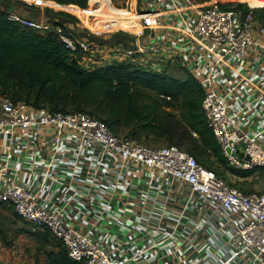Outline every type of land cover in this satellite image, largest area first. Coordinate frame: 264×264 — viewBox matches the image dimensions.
Listing matches in <instances>:
<instances>
[{"label":"built area","instance_id":"1","mask_svg":"<svg viewBox=\"0 0 264 264\" xmlns=\"http://www.w3.org/2000/svg\"><path fill=\"white\" fill-rule=\"evenodd\" d=\"M110 1L94 5L101 11ZM136 1L149 34L123 53L156 72L178 66L194 77L224 158L264 169V25L253 7ZM79 10L92 34L108 37L107 14ZM60 38L82 62L87 53L104 56L88 38ZM0 203L49 230L78 264H264V191L244 192L181 147L116 134L88 112L0 95Z\"/></svg>","mask_w":264,"mask_h":264},{"label":"trees","instance_id":"2","mask_svg":"<svg viewBox=\"0 0 264 264\" xmlns=\"http://www.w3.org/2000/svg\"><path fill=\"white\" fill-rule=\"evenodd\" d=\"M27 1L48 4L79 15L81 11L76 5L86 8L89 2ZM246 1L252 7H264V0ZM94 3L90 0L91 5ZM260 12L263 20L264 8ZM82 57L80 50L69 48L56 33L41 34L35 28L12 19L7 11L0 10L1 96L53 111L71 112L67 108H73L74 112H88L97 118L101 113L108 117V122L100 119L116 134H119L116 127L133 128V133L126 136L134 139L142 134L145 137H168L171 143L182 142L184 137L179 135V131L189 136L193 130L206 145L212 139L215 141L206 123V127L200 121L191 126L181 125L173 111L172 101L190 89L195 93L192 101L194 112L202 110L204 93L200 83L191 75L185 83H178L167 70L156 72L140 62L139 65L132 64L133 61L88 71L81 65ZM201 116L204 117L203 111ZM218 149L222 154L219 146ZM49 264L78 263L67 252H60L51 255Z\"/></svg>","mask_w":264,"mask_h":264},{"label":"rangeland","instance_id":"3","mask_svg":"<svg viewBox=\"0 0 264 264\" xmlns=\"http://www.w3.org/2000/svg\"><path fill=\"white\" fill-rule=\"evenodd\" d=\"M194 1L204 3L206 0ZM76 6L78 9L81 8L78 5ZM224 6L227 8H240L243 11L250 8V4L246 0H225ZM262 8L264 7H253L256 20L264 25V18L262 20V12H260ZM86 9H89L90 13L107 14V19L111 20L112 23L103 26V30L108 37L92 34L86 26H91L93 31L96 30V27L89 24L88 14L79 15L78 13L57 9L48 4H36L27 0H0V10L7 11L15 19L32 20L37 25L33 28L41 34L56 33L59 37L70 39L73 43L88 38L91 43L103 48L104 56H95L91 53L85 55L86 60L81 63L85 70L89 71L99 67L107 68L118 63L130 64L131 61H133L132 64L139 65V60L135 59L140 56L126 54L123 51L137 49L139 45L144 43L149 34L145 31L142 33L141 30V18L137 13L140 12V4L136 0H111L110 4L99 11L98 5H91L89 0ZM130 9L131 12H129ZM76 14L83 17V25L76 18ZM118 16L122 19V26L125 22L124 27L119 26ZM167 70L169 74L175 77L183 74L182 78H184V75H186L185 80L179 78L176 80L171 75L178 83H185L189 77L178 66L168 67ZM3 97L5 96L3 95ZM194 97L195 93L191 89L184 91L178 99L172 101L175 106L173 111L176 113L175 115L181 125L191 126L200 121L206 127L205 118L201 116L202 110L197 111V113L194 112L192 104ZM67 109L74 112L73 108ZM195 113L199 117H196ZM97 115L108 122L106 115L101 113ZM115 130L121 135H131L133 133V128L116 127ZM192 132L189 137L187 134H183V131H179V135L184 137L182 142L171 143L168 137H145L142 134L137 137V140L152 146H179L215 170L217 175L224 178L227 183L236 186L240 190L244 192L264 191L263 168L244 170L230 164L222 156L213 139L209 145H206L204 139H201L195 131L192 130ZM60 252L66 253V249L59 240L52 236L49 230L34 228L30 223L17 216L11 205L0 203V264H49L51 255Z\"/></svg>","mask_w":264,"mask_h":264},{"label":"crops","instance_id":"4","mask_svg":"<svg viewBox=\"0 0 264 264\" xmlns=\"http://www.w3.org/2000/svg\"><path fill=\"white\" fill-rule=\"evenodd\" d=\"M119 13V12H118ZM124 25H125V22L123 23V26H122V22H121V26L122 27H124ZM147 39V38H146ZM168 71V70H167ZM184 71V70H183ZM185 73L187 74V72L185 71ZM172 75V74H171ZM176 80L179 78V79H181V80H185L186 78V75H184V78H182L183 77V74L182 75H178V77H175L174 75H172ZM187 76H188V74H187ZM264 80V79H263ZM264 84L261 82L260 84H258V89L259 90H262V88L264 87L263 86ZM258 124H260L259 122H258Z\"/></svg>","mask_w":264,"mask_h":264},{"label":"bare ground","instance_id":"5","mask_svg":"<svg viewBox=\"0 0 264 264\" xmlns=\"http://www.w3.org/2000/svg\"><path fill=\"white\" fill-rule=\"evenodd\" d=\"M94 2H96V0H94ZM118 17H119V16H118ZM118 21H119L118 23H120V25H119V26H121V22H122V19H121V17H119V18H118Z\"/></svg>","mask_w":264,"mask_h":264},{"label":"water","instance_id":"6","mask_svg":"<svg viewBox=\"0 0 264 264\" xmlns=\"http://www.w3.org/2000/svg\"><path fill=\"white\" fill-rule=\"evenodd\" d=\"M245 159L250 160L251 158H250V156H245Z\"/></svg>","mask_w":264,"mask_h":264},{"label":"snow or ice","instance_id":"7","mask_svg":"<svg viewBox=\"0 0 264 264\" xmlns=\"http://www.w3.org/2000/svg\"><path fill=\"white\" fill-rule=\"evenodd\" d=\"M38 2H39V0H38Z\"/></svg>","mask_w":264,"mask_h":264}]
</instances>
